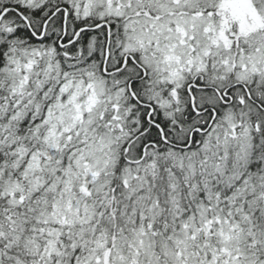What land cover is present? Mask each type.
<instances>
[{
    "label": "snow or ice",
    "instance_id": "obj_1",
    "mask_svg": "<svg viewBox=\"0 0 264 264\" xmlns=\"http://www.w3.org/2000/svg\"><path fill=\"white\" fill-rule=\"evenodd\" d=\"M0 264H264V0H0Z\"/></svg>",
    "mask_w": 264,
    "mask_h": 264
}]
</instances>
